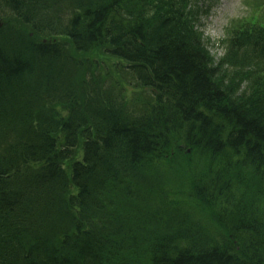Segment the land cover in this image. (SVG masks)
Instances as JSON below:
<instances>
[{
    "label": "trees",
    "instance_id": "1",
    "mask_svg": "<svg viewBox=\"0 0 264 264\" xmlns=\"http://www.w3.org/2000/svg\"><path fill=\"white\" fill-rule=\"evenodd\" d=\"M202 13L0 0V264H264V17L229 23L217 58ZM172 154L194 217L120 213Z\"/></svg>",
    "mask_w": 264,
    "mask_h": 264
},
{
    "label": "rangeland",
    "instance_id": "2",
    "mask_svg": "<svg viewBox=\"0 0 264 264\" xmlns=\"http://www.w3.org/2000/svg\"><path fill=\"white\" fill-rule=\"evenodd\" d=\"M243 1L244 0H197V7L202 8L203 12L207 11L210 7L207 16L202 13L199 27L203 31L204 37L209 39L211 43H215V47H212V54L217 58L221 57L223 54V49H221V47L217 44L218 40L225 37V28L229 26V23L231 24L234 22V24H240V22L244 19L264 17V0H261V4L258 7H256L258 5L256 3V5L253 3L248 4ZM91 56H95V59L99 60L96 58V55ZM87 57L88 56H85L84 58L86 59ZM134 88L135 87L133 85L123 83L121 87L120 85L118 86L115 96H118L120 100L122 98H125V100L128 98L129 100L140 94L135 91ZM143 98L144 97H142V100ZM146 100L147 99H145V101ZM175 156V154L170 155V159L173 163L168 164V166L176 170L179 165L180 168L178 173H176L170 180H168V178L160 177V181L158 182L154 179V175L151 176V174L146 171L143 175L144 178L141 188L139 189V192L143 195V199H140L139 201L131 199L129 202L120 204L117 208L120 210V213L122 212V209H124L129 212L132 218H135L137 217L134 216L136 207L141 209V214H145L147 209L150 212H154L157 211L159 207H163L165 204H169L173 209L178 208L184 212L191 210V207L194 204L187 200H185V209H181L180 202L182 198L178 196V191L185 192V190H187L186 182L188 180V168L187 163L185 162L186 159L183 161L176 157V160H173ZM155 169L158 170V165L155 166ZM162 174L164 173L162 172ZM187 213L190 214L189 212ZM195 214L196 213H192L190 216L194 217L193 215ZM204 217H207V215H204Z\"/></svg>",
    "mask_w": 264,
    "mask_h": 264
}]
</instances>
